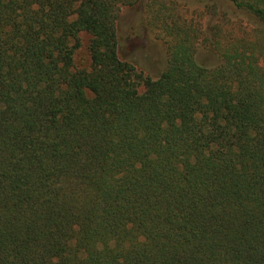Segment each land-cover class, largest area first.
Masks as SVG:
<instances>
[{"label": "trees", "instance_id": "16d2710c", "mask_svg": "<svg viewBox=\"0 0 264 264\" xmlns=\"http://www.w3.org/2000/svg\"><path fill=\"white\" fill-rule=\"evenodd\" d=\"M139 1L0 0V264H264V0L214 67L157 17V78L118 53Z\"/></svg>", "mask_w": 264, "mask_h": 264}, {"label": "rangeland", "instance_id": "374dc122", "mask_svg": "<svg viewBox=\"0 0 264 264\" xmlns=\"http://www.w3.org/2000/svg\"><path fill=\"white\" fill-rule=\"evenodd\" d=\"M170 14L180 24L190 25L199 33L196 57L206 67L218 65L219 58L208 31L221 26V36L234 39L239 31H251L253 19L235 9L228 0H140L137 4L122 8L118 20V53L123 61L133 63L146 76L157 78L165 69L168 60V44L161 31L157 17ZM82 48L76 57L77 68L89 65L86 46L87 35H82ZM226 43V41H224Z\"/></svg>", "mask_w": 264, "mask_h": 264}]
</instances>
